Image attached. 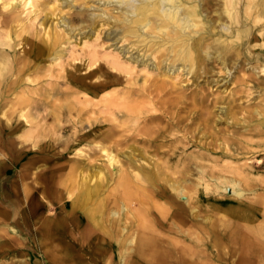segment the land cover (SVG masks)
Returning a JSON list of instances; mask_svg holds the SVG:
<instances>
[{"label":"rangeland","instance_id":"1","mask_svg":"<svg viewBox=\"0 0 264 264\" xmlns=\"http://www.w3.org/2000/svg\"><path fill=\"white\" fill-rule=\"evenodd\" d=\"M4 2L9 7L2 11ZM191 4H200V16L207 28L195 39L203 37V45L213 47L211 56H204L194 70L180 62L172 71L168 69L174 53L169 57L167 50L157 49L158 45L148 51L144 44L123 37L122 28L117 30L123 23L108 16L122 12V5L116 1L0 0V15L7 22L4 33H12V46L7 44L6 48L15 60L17 73L18 69H30L36 79L35 84L25 80L13 93L9 81H17L18 74L10 77L0 97V210L8 212L10 221L0 227V243H4L0 249L6 250L0 255V264H35L40 257L42 264H49L35 246L40 224L32 223L28 229L18 226L24 221L25 208L43 201L49 206L45 213L56 215L60 212L59 198L61 205L68 201L70 208L73 199L66 192L67 185L76 190L81 171L86 172L88 165H102L103 185L107 181L114 184L116 170L108 165L105 153L91 150L100 131L85 134L90 125L109 124L114 113L123 115L120 110L129 106L149 107L164 114L155 122L141 121L146 128L171 136L162 146L136 144L149 156L158 154L153 163L164 158L161 151L177 150L196 176L188 181H199L200 169L190 161L195 155H205L210 159L202 165L208 173L221 169L228 178L240 181V188L247 193L245 206L249 210L253 207L254 221L264 229V14L247 15V0L231 6L238 13L236 20L224 12L226 0H193ZM106 8H111L109 14L103 13ZM259 14L260 19L256 18ZM220 20L231 24L234 34L238 30L246 33L243 41L227 46L226 55L218 56L215 39L221 35L236 38L221 31ZM49 45H53V53L47 49L39 53V46ZM149 53H153L151 59H135ZM115 57L132 73L114 69L110 61ZM25 90L41 108L33 111L31 119L23 115L24 105L17 102ZM209 148L217 153L212 155ZM171 166L173 171L184 169ZM171 172L166 176L176 180L179 174ZM19 175L20 181H15ZM96 180L91 184L97 185ZM232 196L230 189L224 196L229 213V207L238 206ZM77 215L84 216L81 212ZM221 216L215 214L218 220ZM237 221H230L234 226L229 231L235 230ZM238 225L239 230L245 229L243 223ZM241 258V252L232 248L224 264H241Z\"/></svg>","mask_w":264,"mask_h":264},{"label":"bare ground","instance_id":"2","mask_svg":"<svg viewBox=\"0 0 264 264\" xmlns=\"http://www.w3.org/2000/svg\"><path fill=\"white\" fill-rule=\"evenodd\" d=\"M115 1L122 5V12L108 16L117 23H123L117 30L122 28L123 37L135 44H144L148 51L158 45L157 49L167 50V56L174 53L168 70H174L180 62L194 70L203 62L204 56H211L213 47L210 44L204 46L203 37L195 39L197 33L207 29L200 16V4L192 5L193 0H105V4ZM239 2L240 0H226L224 12L232 20L237 19L238 13L231 6ZM8 7V3L4 2L1 10ZM110 9H104L103 13L109 14ZM245 9L247 15L258 11L263 15L264 0H247ZM256 18L260 19V14ZM4 25L7 22L0 15V97L3 95L4 84L17 74V81H9V88L13 93H16L25 80L36 82L30 69H18L17 73L15 60L6 48L10 44L12 33H4ZM220 28L222 32L233 34L236 38L230 40L222 35L216 38L218 48L215 52L218 56L226 55L227 46L231 43L234 47L238 41H243L246 33L238 30L234 34L232 25L221 20ZM5 40L7 41L4 42ZM52 46H39V53L54 51ZM152 54H139L135 59L138 61L145 56L151 59ZM110 62L114 69L132 73V69L120 59L115 57ZM24 92L18 96L17 102L24 105L22 111L26 110V113L23 115L31 119L33 111H40L41 108L35 104L30 92ZM120 112L123 115L114 113L115 118L111 124H92L85 134L88 136L90 132L100 131L91 150L94 154L105 153L108 165L116 170L114 184L107 181L103 185L105 168L102 165H88L86 172L84 169L81 171L76 190L72 184L67 185L66 192L73 199L70 208L68 201L61 205L60 198L57 199L59 205L54 202L60 210L56 215L45 213L49 206L43 201L25 208L24 224L22 226L20 223L18 226L28 229L32 223L40 224L36 230L35 246L48 258V263L224 264L232 248L241 252V264L264 262V229H260L254 221L256 216L253 214V207V210L246 208L247 193L244 188H240V181L228 178L221 169L208 173L205 165H202L208 158L205 155H195L194 160L192 158L190 161L200 169L201 174L197 176L199 181H188L190 176H196L191 173L183 155L177 150L174 153L161 151L164 158L153 163L158 154L149 156L136 144L158 143L162 146L170 141L171 136L166 131L152 130L142 125V122L147 124L160 120L164 118V114L156 113L149 107L135 106H129ZM30 137L29 134L27 138ZM209 150L212 155L217 153L212 148ZM174 164L177 167L184 166V169L173 171L171 165ZM162 169L167 172L164 173ZM169 171H172L171 175L179 174L176 180L166 176ZM94 178L97 179V185L91 184ZM229 189L238 204L229 207L230 213L225 206ZM80 212L84 216L77 215ZM7 214L8 212L0 210V227H4L3 223L8 221ZM215 214L222 216L218 220ZM234 219H238L235 230L229 231L228 228L234 226L230 221ZM9 223L10 221L7 225ZM240 223L245 225V229L239 230ZM25 229L23 233H26ZM7 243L10 241L5 242ZM3 244L0 243V248ZM5 251L0 249V255ZM43 260L40 257L35 264H40Z\"/></svg>","mask_w":264,"mask_h":264},{"label":"crops","instance_id":"3","mask_svg":"<svg viewBox=\"0 0 264 264\" xmlns=\"http://www.w3.org/2000/svg\"><path fill=\"white\" fill-rule=\"evenodd\" d=\"M20 177H18L15 181H20V178L22 177V175H19ZM40 264H42V263H40Z\"/></svg>","mask_w":264,"mask_h":264}]
</instances>
